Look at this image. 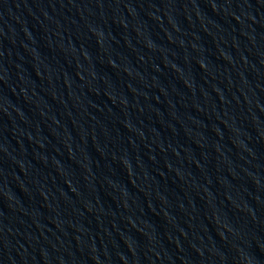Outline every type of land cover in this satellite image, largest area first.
<instances>
[{"label": "water", "instance_id": "1", "mask_svg": "<svg viewBox=\"0 0 264 264\" xmlns=\"http://www.w3.org/2000/svg\"><path fill=\"white\" fill-rule=\"evenodd\" d=\"M107 264H264V0H179Z\"/></svg>", "mask_w": 264, "mask_h": 264}]
</instances>
